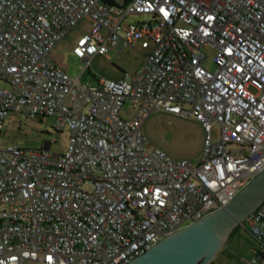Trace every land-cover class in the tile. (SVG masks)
Wrapping results in <instances>:
<instances>
[{
	"label": "built area",
	"instance_id": "2783aa9c",
	"mask_svg": "<svg viewBox=\"0 0 264 264\" xmlns=\"http://www.w3.org/2000/svg\"><path fill=\"white\" fill-rule=\"evenodd\" d=\"M81 19L72 77L50 51ZM143 37L133 73L80 80L93 57ZM0 83V131L12 111L69 132L62 154L0 147V264H126L264 167V0H0ZM154 111L199 123L197 162L147 145ZM241 226L260 246L242 264H264V202Z\"/></svg>",
	"mask_w": 264,
	"mask_h": 264
},
{
	"label": "rangeland",
	"instance_id": "374dc122",
	"mask_svg": "<svg viewBox=\"0 0 264 264\" xmlns=\"http://www.w3.org/2000/svg\"><path fill=\"white\" fill-rule=\"evenodd\" d=\"M114 1L122 4L125 0ZM143 19L145 17L142 15L127 17L131 22ZM89 29V22L81 19L50 51V58L72 77H78L85 68V63L73 54V47L76 40L88 33ZM151 47L152 43L146 37L134 45L110 47L105 55H97L90 60L80 80L105 78L118 81L125 73L131 74L138 68ZM203 52L206 54L204 66L214 70L213 50L204 47ZM121 112L128 116V105ZM53 124L52 116L31 118L10 111L0 131V147L17 143L24 148L44 150L50 155L62 154L68 145L69 132L66 128L55 131ZM141 131L149 147L158 146L175 158H186L192 162H197L201 157L202 131L199 123L190 116L154 111L147 117ZM212 134H216L215 129ZM85 188L89 186L85 185ZM251 246H255L256 250L260 247L246 228L237 229L222 243L212 260L215 264H237V258H247V253L252 252Z\"/></svg>",
	"mask_w": 264,
	"mask_h": 264
},
{
	"label": "water",
	"instance_id": "95a60500",
	"mask_svg": "<svg viewBox=\"0 0 264 264\" xmlns=\"http://www.w3.org/2000/svg\"><path fill=\"white\" fill-rule=\"evenodd\" d=\"M264 202V167L225 206L165 236L126 264H209L231 231Z\"/></svg>",
	"mask_w": 264,
	"mask_h": 264
},
{
	"label": "crops",
	"instance_id": "0c3cea01",
	"mask_svg": "<svg viewBox=\"0 0 264 264\" xmlns=\"http://www.w3.org/2000/svg\"><path fill=\"white\" fill-rule=\"evenodd\" d=\"M240 228H244V227H242L241 225H239L238 226V229H240ZM247 230V232L249 233V231H248V229H246ZM250 234V233H249ZM233 235V234H232ZM231 235V236H232ZM251 235V234H250ZM230 236V237H231ZM252 236V235H251ZM253 237V236H252ZM254 238V237H253ZM256 240V239H255ZM257 241V240H256ZM258 242V241H257ZM251 248H252V252H248L247 253V255L245 256V257H249L250 255H252L255 251H256V249H255V246H251ZM238 259V263L237 264H242V260L244 259V258H237ZM213 261V260H212ZM210 264V263H209ZM212 264H215L214 262L212 263Z\"/></svg>",
	"mask_w": 264,
	"mask_h": 264
},
{
	"label": "trees",
	"instance_id": "16d2710c",
	"mask_svg": "<svg viewBox=\"0 0 264 264\" xmlns=\"http://www.w3.org/2000/svg\"><path fill=\"white\" fill-rule=\"evenodd\" d=\"M126 1V0H125ZM124 1V2H125ZM41 117H44V116H40L39 118H41ZM238 229V226L237 227H235L232 231H231V233L228 235V237L227 238H229L236 230ZM257 251V250H256ZM213 263V261H211L210 262V264H212Z\"/></svg>",
	"mask_w": 264,
	"mask_h": 264
}]
</instances>
